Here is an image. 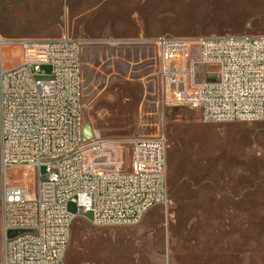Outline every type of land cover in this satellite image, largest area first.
<instances>
[{"label": "rangeland", "instance_id": "374dc122", "mask_svg": "<svg viewBox=\"0 0 264 264\" xmlns=\"http://www.w3.org/2000/svg\"><path fill=\"white\" fill-rule=\"evenodd\" d=\"M243 34L264 35V0H0V38L81 42L83 124L127 152L134 137L165 141L166 205L136 225L96 228L69 203L65 264H264V121L164 107L152 43ZM2 60L17 66L19 49L4 45ZM17 172L8 183L31 199L32 174Z\"/></svg>", "mask_w": 264, "mask_h": 264}, {"label": "built area", "instance_id": "2783aa9c", "mask_svg": "<svg viewBox=\"0 0 264 264\" xmlns=\"http://www.w3.org/2000/svg\"><path fill=\"white\" fill-rule=\"evenodd\" d=\"M152 43L164 107L196 110L204 122L264 121V35ZM4 45L19 49L17 66L4 67ZM80 48L67 37L0 38L1 264H65L69 203L96 228L136 225L167 203L163 137H134L129 152L98 133L83 140ZM10 169L32 174L31 199L8 183Z\"/></svg>", "mask_w": 264, "mask_h": 264}, {"label": "bare ground", "instance_id": "6f19581e", "mask_svg": "<svg viewBox=\"0 0 264 264\" xmlns=\"http://www.w3.org/2000/svg\"><path fill=\"white\" fill-rule=\"evenodd\" d=\"M82 133H83V137L87 138L88 136L91 135V133H94V132L89 124H83V121H82Z\"/></svg>", "mask_w": 264, "mask_h": 264}, {"label": "water", "instance_id": "95a60500", "mask_svg": "<svg viewBox=\"0 0 264 264\" xmlns=\"http://www.w3.org/2000/svg\"><path fill=\"white\" fill-rule=\"evenodd\" d=\"M91 136H92V133H91V135H90V136H88L87 138H84V137H83V140H84V141H86V140L90 139V138H91Z\"/></svg>", "mask_w": 264, "mask_h": 264}, {"label": "crops", "instance_id": "0c3cea01", "mask_svg": "<svg viewBox=\"0 0 264 264\" xmlns=\"http://www.w3.org/2000/svg\"><path fill=\"white\" fill-rule=\"evenodd\" d=\"M153 46H154V48H155V51H156V47H155V45L153 44ZM156 59H157V57H156ZM157 61V60H156ZM20 62V61H19ZM8 68H11V67H8ZM13 68V67H12Z\"/></svg>", "mask_w": 264, "mask_h": 264}]
</instances>
